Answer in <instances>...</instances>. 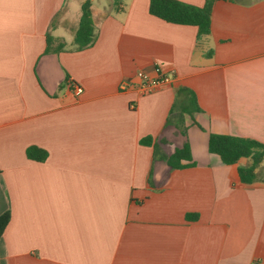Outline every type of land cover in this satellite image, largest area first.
<instances>
[{
  "label": "crops",
  "instance_id": "crops-1",
  "mask_svg": "<svg viewBox=\"0 0 264 264\" xmlns=\"http://www.w3.org/2000/svg\"><path fill=\"white\" fill-rule=\"evenodd\" d=\"M85 1L0 0V264H264V162L243 184L250 159L208 150L211 134L264 144V0H216L200 41L151 0H91L78 51ZM157 65L172 85L120 90ZM185 143L195 166L173 170L161 156Z\"/></svg>",
  "mask_w": 264,
  "mask_h": 264
},
{
  "label": "trees",
  "instance_id": "trees-1",
  "mask_svg": "<svg viewBox=\"0 0 264 264\" xmlns=\"http://www.w3.org/2000/svg\"><path fill=\"white\" fill-rule=\"evenodd\" d=\"M216 0H206L203 7H195L176 0H151L149 13L167 23L176 25L194 26L198 28L197 40L200 41L211 32L212 8ZM49 41V38H48ZM51 41V40H50ZM96 41L95 25L92 18V2L86 0L82 5V16L75 34V45L78 51L88 49ZM150 142L144 141V143ZM208 150L218 155L225 165L237 164L241 159H250L251 165L239 169L243 184H252L259 179L258 168L264 162V144L248 138L228 135L211 134L209 136ZM47 153L37 147L27 150L30 160L44 162ZM168 166L173 170L185 169L195 166L192 162L191 150L188 143L182 149L176 150L171 156L162 155ZM186 162V164H183ZM11 219L10 212L0 216V239ZM188 221L197 220V215H187Z\"/></svg>",
  "mask_w": 264,
  "mask_h": 264
},
{
  "label": "built area",
  "instance_id": "built-area-1",
  "mask_svg": "<svg viewBox=\"0 0 264 264\" xmlns=\"http://www.w3.org/2000/svg\"><path fill=\"white\" fill-rule=\"evenodd\" d=\"M174 76L166 74L161 65L154 67L152 73L137 72L132 79L123 81L119 88L121 91L133 90L138 93L139 96H145L151 93H154L161 87L170 86L173 84ZM76 93L80 95L83 92V89L74 83H69ZM131 109H135V105H131Z\"/></svg>",
  "mask_w": 264,
  "mask_h": 264
},
{
  "label": "rangeland",
  "instance_id": "rangeland-1",
  "mask_svg": "<svg viewBox=\"0 0 264 264\" xmlns=\"http://www.w3.org/2000/svg\"><path fill=\"white\" fill-rule=\"evenodd\" d=\"M259 173H260L259 175H260L262 178H264V167H262V169L260 170Z\"/></svg>",
  "mask_w": 264,
  "mask_h": 264
}]
</instances>
